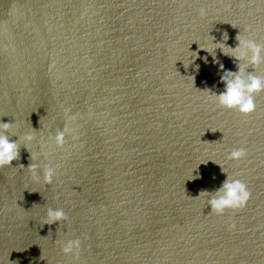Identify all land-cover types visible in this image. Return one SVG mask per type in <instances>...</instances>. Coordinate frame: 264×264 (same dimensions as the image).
Listing matches in <instances>:
<instances>
[{
	"label": "water",
	"instance_id": "95a60500",
	"mask_svg": "<svg viewBox=\"0 0 264 264\" xmlns=\"http://www.w3.org/2000/svg\"><path fill=\"white\" fill-rule=\"evenodd\" d=\"M240 33L264 44V0H0V122L20 145L0 168V264H264V91L251 114L221 107L240 62L199 49ZM227 174L252 196L218 215L200 193Z\"/></svg>",
	"mask_w": 264,
	"mask_h": 264
},
{
	"label": "clouds",
	"instance_id": "9594fccd",
	"mask_svg": "<svg viewBox=\"0 0 264 264\" xmlns=\"http://www.w3.org/2000/svg\"><path fill=\"white\" fill-rule=\"evenodd\" d=\"M200 14L205 15V10L202 8ZM247 31V30H246ZM212 37V36H211ZM228 39V38H227ZM225 36L223 41H226ZM236 39L238 44L236 47L228 46L223 41L214 42L215 38L212 37L211 48L207 46H201L199 43V49H204L215 58V49L219 48L222 52L230 57L235 58L238 63V70L224 71V74L220 77L224 84L222 91L213 92V99L218 105L230 110H236L241 114H251L255 111V96L257 93L264 91V76L255 74V68L261 64H264V44L258 43L255 39L237 35ZM225 49H228L226 52ZM213 52L215 55H213ZM190 55L193 60L197 57ZM189 61V60H188ZM191 61L185 66L187 67ZM254 68V71H248L249 67ZM223 64L220 68L223 69ZM199 65H197V69ZM12 127V123L0 122V168L5 166H11L14 160L19 158L20 145L15 140H10L7 135V131ZM68 131L67 126L62 130L56 132L54 136H50L49 140L54 141L57 146H63L65 143V134ZM24 140L31 143L35 140V134L33 132H27L24 135ZM247 155V150L243 147L233 148L228 154L230 160H240ZM35 158V155H34ZM38 164H30L29 170L32 171L34 176L38 177ZM223 170V169H222ZM227 173L225 170H223ZM56 175V169L45 165L43 180L46 184L53 182ZM201 195L207 196V204L211 206V212H215L218 215L224 214L228 209L236 210L243 208L247 205L251 199L252 193L248 186L240 179L233 178L227 174L226 179L222 183L221 187L213 192L202 191ZM66 214L61 208H48L45 223L54 224L57 221H64ZM235 228V224L230 226ZM63 251L65 254L79 253L81 249V240L68 239L63 241Z\"/></svg>",
	"mask_w": 264,
	"mask_h": 264
}]
</instances>
